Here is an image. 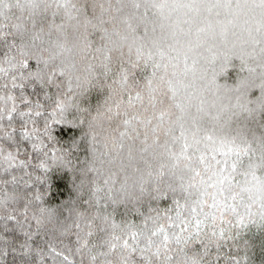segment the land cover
<instances>
[{
  "label": "clouds",
  "instance_id": "9594fccd",
  "mask_svg": "<svg viewBox=\"0 0 264 264\" xmlns=\"http://www.w3.org/2000/svg\"><path fill=\"white\" fill-rule=\"evenodd\" d=\"M0 264H264V0H0Z\"/></svg>",
  "mask_w": 264,
  "mask_h": 264
},
{
  "label": "snow or ice",
  "instance_id": "6c2138e0",
  "mask_svg": "<svg viewBox=\"0 0 264 264\" xmlns=\"http://www.w3.org/2000/svg\"><path fill=\"white\" fill-rule=\"evenodd\" d=\"M165 239H167V237H165Z\"/></svg>",
  "mask_w": 264,
  "mask_h": 264
}]
</instances>
